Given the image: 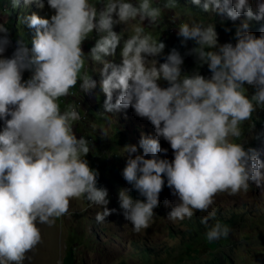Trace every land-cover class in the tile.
I'll use <instances>...</instances> for the list:
<instances>
[{
  "label": "clouds",
  "instance_id": "clouds-1",
  "mask_svg": "<svg viewBox=\"0 0 264 264\" xmlns=\"http://www.w3.org/2000/svg\"><path fill=\"white\" fill-rule=\"evenodd\" d=\"M46 3L53 10L48 18L32 13L21 19L34 31L30 49L17 40L11 57H5L11 41L7 27L0 23V120L10 116L0 129V264H23L25 254L41 241L37 225L63 216L71 198L83 197L100 206L97 222L115 211L106 207L107 189L96 186L98 172L84 158L90 142L73 131L79 112L72 105L61 111L58 102L78 81L83 93L96 88L97 81L86 70L89 60L103 65L99 83L106 97L104 112L130 106L154 127L155 138L139 140L144 155H131L136 145L124 149L128 158L122 177L144 197L133 199L128 190L119 192V206L134 232L149 227L165 177L178 198L167 213L172 221L207 211L218 192H247L250 182L259 185L264 180V162L256 150L245 149L241 143V125L264 107V32L257 37L247 30L248 20L264 16V3L258 4L254 14L250 0H192L206 12L226 13L232 20L241 14L247 18L236 30L234 46L218 45L212 23L189 17L178 24L181 43L195 41L197 47L191 52L207 64L209 78L182 75L183 58L176 49L159 66L147 59L160 54L165 45L141 22L147 19L155 28L163 9H176L177 0ZM98 3L103 4L99 11ZM10 4L15 9L21 0H10ZM31 4L43 8L45 0H22L24 8ZM117 23L126 25L128 35L123 41V33L112 30ZM93 29L99 38L86 56L81 44ZM121 43V62L106 60ZM25 70L32 74L22 80ZM159 80L168 86H159ZM245 82L256 88L251 97L245 94ZM114 90L118 95L113 103ZM161 137L173 150L171 162L157 155L167 151L159 143ZM214 215L208 212L201 223L207 224ZM229 232L227 224L217 221L205 235L212 242Z\"/></svg>",
  "mask_w": 264,
  "mask_h": 264
},
{
  "label": "rangeland",
  "instance_id": "rangeland-1",
  "mask_svg": "<svg viewBox=\"0 0 264 264\" xmlns=\"http://www.w3.org/2000/svg\"><path fill=\"white\" fill-rule=\"evenodd\" d=\"M259 3H264V0H250L254 14L258 11ZM177 4L176 9H163L160 23L155 28L147 19L141 22L142 27L146 28L145 31H151V34L165 45L160 54L147 59L155 60L159 66L165 61L167 54L176 49L183 58L182 75L197 73L209 78L211 72L207 64H201L196 54L191 52V49L197 47L195 41L187 40L181 43L183 38L178 36V24L188 21L189 17L212 23L217 33L218 45L231 43L234 46L236 30L247 18L241 14L232 20L226 13L219 16L217 11L206 12L193 4L192 0H177ZM95 6L98 11L103 8V4L98 3ZM32 13L48 18L53 14V10L49 9L46 0L43 8H37L35 4L24 8L21 0V6L15 9L11 7L10 0H0V23L7 27L11 41L3 53L5 57H11L17 40L23 41L29 49L31 48L34 31L22 24L21 19L24 15ZM262 18L264 16L259 20L247 21V30L257 37L264 32ZM125 29V24L117 23L113 25L112 30L118 34L123 33V41L128 35ZM98 38L99 34L93 29L82 42L81 48L86 56ZM121 46L122 43L118 44L115 54L105 59L120 63ZM102 66L99 62L87 61L86 70L90 77L97 81L96 88L83 93L78 81L77 85L70 89V94L61 97L58 102L61 111L72 105L79 112L80 119L73 122V131L77 138L83 136L90 142V151L84 158L89 167L98 172L96 186L107 189L109 203L106 207L115 211L105 217L104 221L97 222L95 216L97 212L102 211L100 206L90 204L83 197L71 198L68 211L63 216L55 218L51 224L37 225L41 241L25 254L23 264H264V180L259 185L254 181L250 182L247 192L241 191L234 195L218 192L207 211H195L190 218L172 221L167 218V213L178 198L167 186L165 177V184L158 197V206L153 210L154 216L149 227L139 232L132 230L131 223L124 217V210L119 206V192L128 190L133 199L143 200L144 197L132 189L122 177V169L128 158L124 149L127 145H136L137 151L131 155H144L139 140L142 136L155 138V131L151 123L135 115L130 106L127 109L104 112L102 105L106 97L99 83V70ZM31 74L30 70H25L22 80L29 79ZM157 83L161 87L168 86V82L164 80ZM243 87L248 97L256 91L255 86L246 82ZM117 95L118 90H114L113 103ZM6 119H10V116L0 120V129L5 126ZM241 128V143L244 148L256 150L258 158L264 162V107L257 108L250 119L243 122ZM159 143L167 151L158 152L157 155L171 162L174 157L169 143L162 137L159 138ZM219 207L223 215L230 219L227 223L230 232L225 238L209 242L205 233L213 216L205 226L199 224L198 220L207 216L208 212L215 213ZM231 212L245 217L233 223L231 218L234 217L229 216ZM144 246L152 248L145 249ZM147 256L150 258H146Z\"/></svg>",
  "mask_w": 264,
  "mask_h": 264
},
{
  "label": "trees",
  "instance_id": "trees-1",
  "mask_svg": "<svg viewBox=\"0 0 264 264\" xmlns=\"http://www.w3.org/2000/svg\"><path fill=\"white\" fill-rule=\"evenodd\" d=\"M217 14L219 15V11H217ZM221 211L222 210L220 209V207L217 208V210L215 211V215L213 216V218H211V221H209L208 226H211L212 224L216 223L217 221H219L222 224H227L230 221L229 217L228 216L227 217L224 216ZM229 216L234 217V218L230 217L231 220L233 221V223H236L239 219L241 220V219H243L245 217V215H239V214H236V213H233V212H231L229 214ZM246 218H247V216H246ZM198 223L201 224L202 226H205V224L201 223V220L200 221L198 220ZM147 247L148 248H152V247H149V246H144L143 248L146 249ZM148 250H150V249H148ZM146 258H150V256H147Z\"/></svg>",
  "mask_w": 264,
  "mask_h": 264
}]
</instances>
